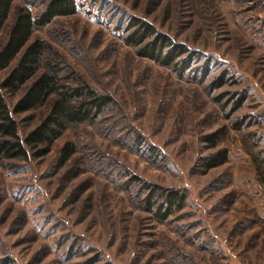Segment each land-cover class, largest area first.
<instances>
[{"label": "rangeland", "instance_id": "rangeland-1", "mask_svg": "<svg viewBox=\"0 0 264 264\" xmlns=\"http://www.w3.org/2000/svg\"><path fill=\"white\" fill-rule=\"evenodd\" d=\"M47 1L16 0L0 47L17 7ZM76 1L28 44L45 41L68 76L115 104L47 155L2 163L0 264H264V0ZM132 18L186 47L183 77L124 44ZM51 102L16 116L22 137ZM66 143L76 152L60 165ZM220 151L227 161L205 171ZM153 187L152 202L176 190L184 205L157 220L144 203Z\"/></svg>", "mask_w": 264, "mask_h": 264}, {"label": "trees", "instance_id": "trees-1", "mask_svg": "<svg viewBox=\"0 0 264 264\" xmlns=\"http://www.w3.org/2000/svg\"><path fill=\"white\" fill-rule=\"evenodd\" d=\"M16 0H0V32L4 28ZM77 13L76 0H48L40 11L32 13L30 6H19L9 27L5 43L0 47V71L9 67L20 54L15 65L0 81V167L4 161L38 159L47 155L54 142L70 127L96 126L112 107L114 100L99 94L84 81L66 74V66L52 48L42 40L28 44L36 30L43 29L58 18ZM126 46L134 49L138 58L149 60L163 68L172 69L183 77L191 65V53L180 43L139 18H132L123 38ZM66 74V75H65ZM28 82L24 93L12 105L8 96L16 95ZM226 83L219 76L211 83L213 89ZM52 102L45 117L24 137L19 133L16 116ZM217 134L205 137L212 147ZM76 152L73 143H66L60 152V165ZM227 161V153L220 151L204 159L205 171ZM157 188L144 198L148 211L164 221L184 205L185 197L176 190L163 191L160 200L152 202Z\"/></svg>", "mask_w": 264, "mask_h": 264}]
</instances>
